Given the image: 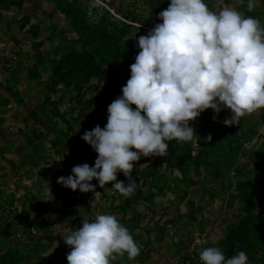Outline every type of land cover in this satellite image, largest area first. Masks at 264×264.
Here are the masks:
<instances>
[{
  "label": "trees",
  "instance_id": "16d2710c",
  "mask_svg": "<svg viewBox=\"0 0 264 264\" xmlns=\"http://www.w3.org/2000/svg\"><path fill=\"white\" fill-rule=\"evenodd\" d=\"M45 1L52 3L53 10L66 20L67 28L60 34L59 46L53 51L46 50L43 40L36 42L40 24L35 22L30 24L32 38L29 42L13 38L16 46L9 47L11 41L0 43L1 52L5 54L0 69L10 72L9 77L0 80V264H68L66 254L71 246L63 237L80 227L84 212L93 209L91 199L96 190L109 199L108 211L128 228L141 248L136 258L129 260L126 254L117 255L111 264H156L152 258L156 242L149 235L145 236L146 231L149 233L150 227L155 225L160 234L168 235L169 225L176 228L179 220H185L182 224L190 223L200 212L198 203L188 199L194 187H202L203 191L197 193L208 196L207 199L202 197L200 205L215 202L218 195H230L229 198L238 200L240 211L232 226H225L220 236H211L205 245L201 239L186 242L185 249L190 245L192 251L186 254L183 264H203L199 258L203 246L219 247L226 258L243 250L248 255V264H264V134H257L262 125L253 120V116L248 117L249 114L238 124L226 126L223 120L230 117V109L214 113L208 108L201 112L190 121L196 132L193 141L174 139L168 142L167 156H142L133 162L134 179L131 181L122 172L117 173L118 180L135 183V191L128 197L111 187L113 182L101 187L95 178L91 183L96 188L89 192L57 183V178L69 175L74 165L94 164L91 155L98 154L79 138L85 130L107 123L108 105L122 95V87L130 78V65L139 51L137 38L149 31L135 23L146 25L152 21L155 26V21L162 22L155 17L164 0H131L128 7L120 5L118 8L112 5L114 0H108L124 19L116 18L105 7L93 6L90 0ZM227 1L246 16L260 19L264 15L256 4L249 11L247 0ZM3 2L17 5L18 9L23 5V0H0V4ZM142 9L150 10L149 20L143 17ZM21 20L24 27L30 19L23 16ZM26 45L36 49L34 55L29 54ZM48 70V78L43 79V72ZM22 72L26 75L25 82L36 81L35 85L42 86L44 96L38 98L28 114L21 116L17 110L12 113L13 119L18 121L15 138L19 137L25 144L18 146L23 154L17 162L9 156L15 140L9 139L4 124L10 112V96L5 92L16 88L12 95L18 101L23 99L17 91L22 83ZM259 114L264 123V108ZM254 146H257L255 152ZM148 159H152L149 170L142 172L140 164ZM19 177L25 179L23 182L32 180V185L25 187L16 206L11 200L15 193L10 189ZM49 186L53 198L39 199ZM167 190L175 191L179 202H187L188 214L177 205L176 214L170 217L162 210L166 208L156 207L159 200L167 197ZM28 203L32 211L40 210L38 218H31ZM144 204L145 209L140 211L139 206ZM128 212L131 215L127 217ZM201 218L200 228L203 226ZM56 237L58 246L53 243ZM181 250L178 244L176 254Z\"/></svg>",
  "mask_w": 264,
  "mask_h": 264
},
{
  "label": "clouds",
  "instance_id": "9594fccd",
  "mask_svg": "<svg viewBox=\"0 0 264 264\" xmlns=\"http://www.w3.org/2000/svg\"><path fill=\"white\" fill-rule=\"evenodd\" d=\"M254 6L255 0H248L249 11ZM158 16L162 22L137 38L130 78L122 95L108 105L107 123L82 134L98 154L94 164L74 165L57 183L89 192L96 188L91 183L95 178L101 187L113 182L111 187L128 197L135 183L118 180L117 173L131 181L133 162L142 156H167L168 142L174 139L193 141L190 121L204 110L230 109L223 123L231 126L264 108V27L258 18L233 7L212 10L205 0H170ZM50 197L49 186L39 199ZM81 223L63 237L71 246L68 264H111L117 255L132 260L140 254V246L114 214ZM199 258L203 264H248L245 251L226 258L216 246L201 249Z\"/></svg>",
  "mask_w": 264,
  "mask_h": 264
},
{
  "label": "rangeland",
  "instance_id": "374dc122",
  "mask_svg": "<svg viewBox=\"0 0 264 264\" xmlns=\"http://www.w3.org/2000/svg\"><path fill=\"white\" fill-rule=\"evenodd\" d=\"M106 1L108 2V0H90V3L95 7L102 8L104 7L103 5L104 2ZM130 1L131 0H114L112 2V5L116 6L117 8L120 5H126L125 7H128L127 3H130ZM163 3L164 4L160 6L158 12L166 9L170 3V0H164ZM205 3L210 9L216 11H218L223 7L234 8L232 2L229 3L228 1L226 2V0H205ZM139 5L141 6L142 4ZM108 6L113 7L109 4V2H108ZM142 10L144 12L143 17L146 20H149L152 17L149 12L150 10L149 11H146V9H142ZM115 12L117 13L118 17L121 16V13H119L117 10ZM23 16L29 17L30 20L28 23L26 22L24 27H21V24L24 23L21 20V17ZM95 18L97 19V16ZM155 18L158 19L159 16L156 15ZM33 22L40 24V31L35 37V41L37 42L43 40L46 50L53 51L57 46H59L62 43L60 34L65 28H67L66 20L62 14L53 10L52 3L46 2L45 0H23V5L20 9H18L17 5L8 4L7 2L1 3L0 4V43H3L1 42L2 40H4L7 44L9 41H11L9 43L10 45L9 47L16 46L14 45L15 41H13L14 40L13 38H17L29 42L32 38L30 24ZM155 23L157 22L155 21ZM260 24L262 27H264V21L260 22ZM1 46L2 45H0V65L2 64L3 61L2 60L4 57L3 55H5L4 53L1 52ZM26 47L29 48V54L31 55L35 54L36 52L35 48H32V46L28 47V45H26ZM46 60L48 59L46 58ZM22 74H23L22 80L20 81L22 83L20 84V87L17 89V91L19 93V96L23 97V99L21 101H18L16 100L17 97L12 95L16 88L11 89V91L5 92L7 96H10V104H9L10 112L7 113L6 122L4 124L6 127L7 136L10 137L9 139L15 140V142H13L12 145L13 149H11V151L9 152V156L13 158V160H16L17 162L20 161L21 156L23 154L22 151L23 149H19L18 146L20 144L22 146H25V144L22 141V139H19V137L15 138L17 136L18 121L13 119L12 113L17 110L21 113V116L28 114L32 109V107L34 106V104L38 102V98L39 97L42 98L44 96V93L42 92V86L35 85L36 81L25 82L24 81L25 79L24 77L26 76L25 72H22ZM49 74H50V70L43 72L42 75L43 79L48 78ZM9 76H10L9 71H6V69L3 70L2 68L0 69V80H4V78ZM67 101L68 98L65 99L64 104ZM63 105L62 108H64ZM260 111L261 109L251 113V115L249 114L248 117L253 116L254 117L253 120L258 121L259 124L262 125L257 131L258 132L257 134L263 136L264 123L261 120V116L259 114ZM79 141L81 143L84 141L81 136L79 138ZM252 150L253 152H255L257 150V146H254ZM91 157L93 159H96L97 155H91ZM52 159L53 158L51 157L50 160ZM151 160L152 159H148L141 162L140 167L142 172H146L147 170H149V163L151 162ZM1 162L3 164L5 163L4 161ZM23 180L25 179L24 178L21 179V177H19L18 181L15 184H13V187L10 189L13 190V192L15 193V196H13L11 200L12 202H14L16 206L19 203L17 198L19 196H22L23 192H25L26 190L25 187L32 185L31 184L32 180L28 179L25 182H23ZM199 188H201V190H199ZM199 188L197 187L192 188L188 194V199L195 200L198 203L197 207L200 208V212H198L196 216L197 218L195 217L194 219H192L190 223H185V224H182L185 222V220H179V222L176 223V228H173V226L169 225L168 235L164 233L160 234L158 228H156L155 225L150 227L149 233L148 231H146L145 236L149 235L156 242L155 244L156 249L155 251H153L152 254L153 255L152 258L153 260H155L156 264H183V260L186 254H189L192 251L190 245L188 246V248H190L189 251L188 248L185 249L186 242L190 241V243L192 242L194 243L195 240L201 239V242H203L204 243L203 245H205V243L209 240L211 236L212 237L215 236L217 238L218 236H220L225 226L226 228L232 226V222L236 220L235 215L240 211V207H239L240 205L237 199H233V198L231 199V197L229 198L230 195L228 197H226V195L225 196L218 195L216 196L215 202L208 203L207 205L206 204L200 205V202L204 200L202 199V197L207 199L208 196L206 193L204 194L203 192L197 193L203 191L202 187ZM10 190L8 189V192ZM110 190L111 189H109V191ZM97 191L99 190L94 191L95 195L91 199V201L96 200V203L92 205L93 206L92 210H90L88 213L84 212L83 214L84 219L94 218L98 214H111L108 211L110 207L109 199H105V197H103V195L101 196V193ZM165 194L167 195V197L162 201L159 200L157 202L156 207L159 210L162 208H166L162 210H166L165 212L166 216L168 215L171 217L176 214V207L178 205L180 206L182 212H186L188 214V212L190 211L189 205L187 204L186 201L179 202L178 197H176L175 191L171 192L167 190V192L165 191ZM23 198L24 197H22V199ZM145 206L146 204L140 205L139 210L143 211L145 209ZM28 207L31 210V206L29 205V203H28ZM30 215L32 219H36L40 215V210H37L36 212L33 210L30 213ZM130 215L131 213L128 212L127 217ZM166 218L169 217H164L163 219ZM200 218L202 219V223H203V226L201 228L198 226V221L200 220ZM81 222L82 220L80 221V225L82 226ZM66 223L68 225H71V222H69V220H67ZM147 224L148 223H146L145 226ZM35 232H37V230ZM171 233L174 235L170 236ZM53 243L57 246L59 245V241L57 237L54 239ZM178 244H181L182 250L179 254H176V249L178 247ZM203 248L206 247L203 246L201 249ZM133 264H137V262H133Z\"/></svg>",
  "mask_w": 264,
  "mask_h": 264
},
{
  "label": "built area",
  "instance_id": "2783aa9c",
  "mask_svg": "<svg viewBox=\"0 0 264 264\" xmlns=\"http://www.w3.org/2000/svg\"><path fill=\"white\" fill-rule=\"evenodd\" d=\"M103 6H104L106 9H108L113 15H115V17L120 18V19H124V18L122 17V15H121L120 17L117 16V13L115 12L116 10H115L114 8L108 6V2H107V1L104 2V5H103ZM135 24H136L137 26H139V27H144V28H146V29H148V30H150V29H152V28L154 27V24H153L152 21L149 22V23L146 24V25H142V24H139V23H135Z\"/></svg>",
  "mask_w": 264,
  "mask_h": 264
},
{
  "label": "crops",
  "instance_id": "0c3cea01",
  "mask_svg": "<svg viewBox=\"0 0 264 264\" xmlns=\"http://www.w3.org/2000/svg\"><path fill=\"white\" fill-rule=\"evenodd\" d=\"M248 3V0L246 1ZM255 4L258 7V10H260V8L262 9L261 11H263L264 13V0H255ZM260 22L264 21V15L261 16V18L259 19Z\"/></svg>",
  "mask_w": 264,
  "mask_h": 264
}]
</instances>
